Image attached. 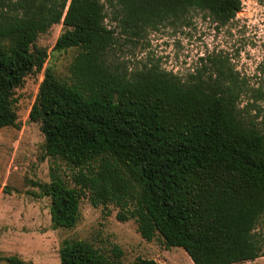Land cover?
Returning <instances> with one entry per match:
<instances>
[{"label":"trees","instance_id":"trees-1","mask_svg":"<svg viewBox=\"0 0 264 264\" xmlns=\"http://www.w3.org/2000/svg\"><path fill=\"white\" fill-rule=\"evenodd\" d=\"M108 8L115 27L106 23ZM241 8L242 0H0V130L18 126L16 90L44 71L30 118L41 125L46 155L72 171L69 181L54 168L42 187L54 228H74L89 195L94 205L127 211L120 217L134 218L145 239L159 235L167 247L184 248L194 264L264 257V89L248 88L225 59L182 78L116 54L120 36L142 39L194 10L225 25ZM61 22L55 49L79 50L70 81L45 67L49 51L37 43ZM60 257L126 264L74 238L63 241ZM0 260L22 263L1 252Z\"/></svg>","mask_w":264,"mask_h":264},{"label":"rangeland","instance_id":"rangeland-1","mask_svg":"<svg viewBox=\"0 0 264 264\" xmlns=\"http://www.w3.org/2000/svg\"><path fill=\"white\" fill-rule=\"evenodd\" d=\"M108 11L106 23L117 26L112 9ZM65 30L62 22L54 24L37 43L49 51L45 67L70 81V66L79 50L55 49ZM116 54L132 67L157 62L182 78L198 69L208 70L212 59H225L240 72L248 88L264 89V0H242L237 16L225 25L194 10L187 21L151 29L142 39L128 41L120 36ZM43 79L44 71L27 76L15 95L18 126L0 130V252L19 258L21 264H61V245L74 238L86 240L110 259L126 264L139 257L156 259L159 264H194L184 248L167 247L159 235L152 241L145 239L134 218L120 217L127 211L115 203L94 205L89 195L82 200L81 218L74 228L53 227L51 198L42 187L51 181L54 168L69 181L72 171L63 160L46 155L41 125L30 118ZM249 93L243 96L242 107ZM258 229L264 232V221ZM256 263L264 264V257ZM0 264L13 263L0 260Z\"/></svg>","mask_w":264,"mask_h":264},{"label":"crops","instance_id":"crops-1","mask_svg":"<svg viewBox=\"0 0 264 264\" xmlns=\"http://www.w3.org/2000/svg\"><path fill=\"white\" fill-rule=\"evenodd\" d=\"M262 258V257H261ZM260 258H258L257 260H256V262H258V260H259Z\"/></svg>","mask_w":264,"mask_h":264}]
</instances>
